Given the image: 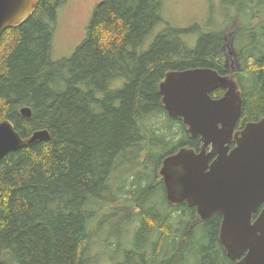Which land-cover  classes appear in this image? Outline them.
Here are the masks:
<instances>
[{
    "label": "trees",
    "instance_id": "trees-1",
    "mask_svg": "<svg viewBox=\"0 0 264 264\" xmlns=\"http://www.w3.org/2000/svg\"><path fill=\"white\" fill-rule=\"evenodd\" d=\"M66 1L39 0L0 37V122L11 120L23 138L51 134L0 163V264H90L99 219L123 224L122 239L130 236L131 248L109 264H236L219 239L220 214L204 221L167 199L164 158L202 142L168 114L160 86L171 70L213 68L243 89L237 129L263 117L264 0L224 1L241 20L232 31L242 36L241 72L225 66L224 27L192 47L182 39L187 29L169 26L142 50L163 20L162 0H103L73 55L54 60L57 12ZM232 15L226 11L229 22ZM141 151L144 168L137 158L126 164Z\"/></svg>",
    "mask_w": 264,
    "mask_h": 264
},
{
    "label": "water",
    "instance_id": "water-1",
    "mask_svg": "<svg viewBox=\"0 0 264 264\" xmlns=\"http://www.w3.org/2000/svg\"><path fill=\"white\" fill-rule=\"evenodd\" d=\"M38 2L0 0V37L27 20ZM227 47L235 52L233 36ZM160 88L168 114L181 118L202 141L200 151L182 147L164 158L160 174L167 199L186 201L203 220L221 214L219 239L227 256L236 264H264V116L237 130L242 92L234 78L213 68L171 70ZM219 88L226 90L224 95L213 97ZM21 113L32 116L28 106ZM50 138L47 129L23 138L5 119L0 122V163L14 150Z\"/></svg>",
    "mask_w": 264,
    "mask_h": 264
},
{
    "label": "rangeland",
    "instance_id": "rangeland-1",
    "mask_svg": "<svg viewBox=\"0 0 264 264\" xmlns=\"http://www.w3.org/2000/svg\"><path fill=\"white\" fill-rule=\"evenodd\" d=\"M102 1L103 0H67L58 8L53 38L52 58L54 60L68 58L73 55L76 48L85 39L93 12ZM224 1L225 0H162L163 7L161 16L163 20L147 37L142 46V50H147L158 34L169 26L187 29L188 32L182 36V39L192 47L196 46L202 34L210 33L213 30H219L224 27L223 30H225L224 33H226V45L224 50L225 64L228 69L234 71V68L237 67L235 63L236 52H230V48L227 47V44L232 39V31L239 26V20L237 13L232 9L233 6L229 9L226 8ZM226 11L231 15L233 14V20L231 22L225 17ZM157 121L158 119L155 118V122ZM145 153L146 152L141 151L136 157V153L133 155L131 154L132 156L129 155L132 159H127L126 164L128 165L130 162L132 164L139 161L137 164L139 169L142 167L144 168V164H141L140 160H144ZM135 158L137 159L135 160ZM150 169L153 170L152 167H150ZM132 174H136V171L132 172ZM130 178L133 180V176ZM117 184H119V182H117ZM126 196L127 194L125 193L121 197ZM122 229L123 224L104 222L100 219L98 224L93 225L95 234L92 242V249L90 251L92 255L90 264H109L110 259L125 255L131 248V242L127 239V237L130 236L125 237L124 240L122 239ZM132 234L133 233L130 235L132 236Z\"/></svg>",
    "mask_w": 264,
    "mask_h": 264
},
{
    "label": "flooded vegetation",
    "instance_id": "flooded-vegetation-1",
    "mask_svg": "<svg viewBox=\"0 0 264 264\" xmlns=\"http://www.w3.org/2000/svg\"><path fill=\"white\" fill-rule=\"evenodd\" d=\"M238 20H239V26L237 27V28H235L234 29V31H239L240 29H241V20H240V17L238 18ZM233 39H234V48H235V52H236V68H234V72H241V71H244L245 70V68H244V64H243V59H242V56H243V52H242V48H243V42H242V36H240V37H237V35H234V37H233ZM253 63V59H251V61H250V64H252ZM225 66H226V64H225ZM228 69V68H227ZM228 70H230V69H228ZM230 71H232V70H230ZM227 76H229L230 77V75H227ZM237 81V80H236ZM237 83H238V81H237ZM238 85H239V88H240V90H241V92H242V97H243V89H242V87L240 86V84L238 83ZM219 89H223L224 90V93H225V89L224 88H219ZM219 89H217V90H219ZM216 91V90H215ZM224 93H223V95H224ZM222 95V96H223ZM219 98V97H218ZM243 104H244V97H243ZM237 129V128H236ZM243 129V128H242ZM237 130H239V129H237ZM241 130V129H240ZM192 136V135H191ZM202 142V141H201ZM236 145V142H234L233 144H232V147H234ZM192 148V147H191ZM201 148H202V143H201V146H200V148H199V150H197V151H200L201 150ZM195 149V148H194ZM209 150H210V147H209ZM216 158V156H214V157H212V159H211V162L214 160ZM186 204V206H188L189 208H192V209H194L196 212H197V209H196V207H190L189 205H188V203L186 202V201H183V202H180V203H177V204ZM198 213V212H197ZM198 215H199V217L201 218V216H200V214L198 213ZM214 215H216V214H214ZM213 215V216H214ZM221 215V214H220ZM212 216V217H213ZM222 216V215H221ZM211 217V218H212ZM210 218V219H211ZM202 219V218H201ZM210 219H208V220H210ZM222 219H223V217H222ZM203 220V219H202ZM204 221H207V220H204Z\"/></svg>",
    "mask_w": 264,
    "mask_h": 264
},
{
    "label": "bare ground",
    "instance_id": "bare-ground-1",
    "mask_svg": "<svg viewBox=\"0 0 264 264\" xmlns=\"http://www.w3.org/2000/svg\"><path fill=\"white\" fill-rule=\"evenodd\" d=\"M156 252V251H155Z\"/></svg>",
    "mask_w": 264,
    "mask_h": 264
}]
</instances>
